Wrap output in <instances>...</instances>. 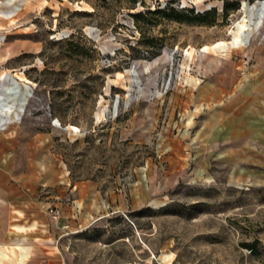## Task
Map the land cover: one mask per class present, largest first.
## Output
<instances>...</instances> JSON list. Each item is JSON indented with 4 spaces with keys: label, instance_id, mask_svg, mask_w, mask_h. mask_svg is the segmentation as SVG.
Returning a JSON list of instances; mask_svg holds the SVG:
<instances>
[{
    "label": "rangeland",
    "instance_id": "rangeland-1",
    "mask_svg": "<svg viewBox=\"0 0 264 264\" xmlns=\"http://www.w3.org/2000/svg\"><path fill=\"white\" fill-rule=\"evenodd\" d=\"M237 1L3 0L5 150L38 182L90 184L76 201L38 183L54 251L37 264H264V0ZM244 76L260 126L195 143L192 85Z\"/></svg>",
    "mask_w": 264,
    "mask_h": 264
},
{
    "label": "crops",
    "instance_id": "crops-1",
    "mask_svg": "<svg viewBox=\"0 0 264 264\" xmlns=\"http://www.w3.org/2000/svg\"><path fill=\"white\" fill-rule=\"evenodd\" d=\"M246 77L240 82L215 78L192 85L196 92L192 99L195 106L186 114L190 123L188 135L193 121L203 118V123L194 128L195 143L207 146L208 140L214 136V128L226 130L229 140L242 136L241 131L245 128L260 126L261 114L253 109L259 88L253 85L242 88ZM213 106L219 109L211 111ZM5 144L6 138L0 127V212L4 219L0 228V264H37L38 255L50 258L54 251L50 246L54 238V220L48 212L54 196L41 200L37 192L38 183L44 182L50 188L58 184L59 195L55 198L67 200L77 197L76 201H81L84 188L90 184L72 183L63 174L54 178L48 175L38 182L35 174L21 171L15 152L11 149L6 152ZM59 212L65 218L69 215L67 208H61Z\"/></svg>",
    "mask_w": 264,
    "mask_h": 264
},
{
    "label": "bare ground",
    "instance_id": "bare-ground-1",
    "mask_svg": "<svg viewBox=\"0 0 264 264\" xmlns=\"http://www.w3.org/2000/svg\"><path fill=\"white\" fill-rule=\"evenodd\" d=\"M262 29L264 30V8H263V12H262V17H261L260 21L258 22V29H257V34L259 33V35H261V37H264V31ZM202 52L203 53H208L206 50H202ZM118 76H123V75L122 74H118ZM5 116H7V115L5 114ZM7 118H9V119L7 120L5 117L3 118L6 127L9 126V124L12 122V121L10 122V120H12V118H10V117H7ZM59 217H60V213H59ZM59 217H58V219H59Z\"/></svg>",
    "mask_w": 264,
    "mask_h": 264
},
{
    "label": "trees",
    "instance_id": "trees-1",
    "mask_svg": "<svg viewBox=\"0 0 264 264\" xmlns=\"http://www.w3.org/2000/svg\"><path fill=\"white\" fill-rule=\"evenodd\" d=\"M240 2H236V3H234L233 5H230L228 2H227V0H224V10L225 11H228L229 9H232V10H238L239 9V7H240V4H239ZM137 15H139V14H137Z\"/></svg>",
    "mask_w": 264,
    "mask_h": 264
},
{
    "label": "built area",
    "instance_id": "built-area-1",
    "mask_svg": "<svg viewBox=\"0 0 264 264\" xmlns=\"http://www.w3.org/2000/svg\"><path fill=\"white\" fill-rule=\"evenodd\" d=\"M2 3H3V0H0V4H2ZM59 213H60L59 210L55 211V212L52 214L53 219L57 220L58 217H59Z\"/></svg>",
    "mask_w": 264,
    "mask_h": 264
}]
</instances>
